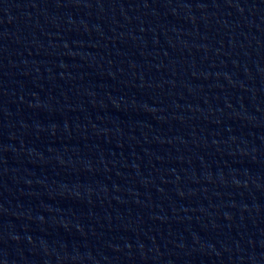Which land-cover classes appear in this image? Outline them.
Returning <instances> with one entry per match:
<instances>
[{
	"label": "water",
	"instance_id": "1",
	"mask_svg": "<svg viewBox=\"0 0 264 264\" xmlns=\"http://www.w3.org/2000/svg\"><path fill=\"white\" fill-rule=\"evenodd\" d=\"M0 264H264V0H0Z\"/></svg>",
	"mask_w": 264,
	"mask_h": 264
}]
</instances>
